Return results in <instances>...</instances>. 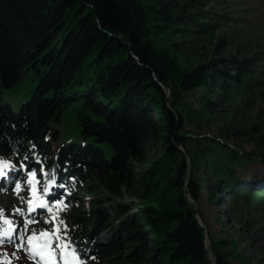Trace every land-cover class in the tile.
Masks as SVG:
<instances>
[{"label":"trees","instance_id":"trees-1","mask_svg":"<svg viewBox=\"0 0 264 264\" xmlns=\"http://www.w3.org/2000/svg\"><path fill=\"white\" fill-rule=\"evenodd\" d=\"M206 1L0 0V158L67 187L59 218L83 264H211L203 200L247 237L264 221L249 168L264 127L199 133L264 103V44L221 55L237 22ZM207 234L215 264H232Z\"/></svg>","mask_w":264,"mask_h":264},{"label":"rangeland","instance_id":"rangeland-1","mask_svg":"<svg viewBox=\"0 0 264 264\" xmlns=\"http://www.w3.org/2000/svg\"><path fill=\"white\" fill-rule=\"evenodd\" d=\"M206 1V0H203ZM204 12L210 11L215 15H222L231 17V21H236L237 25L227 31H221V38L226 41H232L234 51L223 50L221 55H239L240 58L251 56L249 52H239L243 44H254L255 42L264 44V0H208L204 5ZM215 15L213 17H215ZM192 48L191 46L189 47ZM203 48V47H202ZM187 50L188 52H190ZM200 52V51H199ZM201 52L206 53V49ZM188 54V53H187ZM185 57V54H181ZM189 55H191L189 53ZM244 111L238 115L235 121L224 119L219 115H212L209 117L207 124L199 130V133L217 136L218 131L222 128L228 130H235L241 127H249L253 125H260L264 127V103L258 101L244 102ZM243 148L249 150L247 144H243ZM161 151L157 148L154 149L150 155V160H156ZM250 171L258 177H264V164L250 165ZM12 168L7 169L8 178H0V209H3L5 215L13 221L14 224H22V218L17 215H11L15 208H24L20 197L28 198L29 192L27 190L21 191L19 197L15 194L14 185L10 181ZM38 180L37 189L42 192L43 187L48 183L42 179ZM24 182L21 184L25 189L29 186ZM57 186L54 184L49 191L48 195H55L54 190ZM59 189L62 190L61 187ZM204 194V191H203ZM81 202L85 203L87 195L81 196ZM84 207V204H83ZM204 219V226L206 232L212 236L214 241H221L225 245V250L230 254L229 261L232 264H264V221H253L250 226L249 237L246 236L244 231L240 230L235 224L232 223L230 216H227L226 207L212 206L203 200L198 206ZM46 216L48 214L42 210L38 215H34L36 222L29 226V233L33 229L36 231H44L43 226L46 224ZM208 236V234H207ZM102 238H105L103 235ZM209 239V237H208ZM222 240H225L223 243ZM210 248V241H209ZM7 253L6 259L11 264H34L29 259L28 255L23 250H17L14 244L0 246V251ZM14 254V255H13ZM209 258V255H208ZM210 260V259H209ZM215 264V262H214Z\"/></svg>","mask_w":264,"mask_h":264},{"label":"snow or ice","instance_id":"snow-or-ice-1","mask_svg":"<svg viewBox=\"0 0 264 264\" xmlns=\"http://www.w3.org/2000/svg\"><path fill=\"white\" fill-rule=\"evenodd\" d=\"M10 168H14V166L0 158V178L6 177V170ZM48 175V173H44L45 177ZM27 176L28 179L25 182L29 186L27 189L19 183L14 185V191L18 197L21 191L29 192L27 199L20 197L25 207L15 208L10 213L20 216L22 224H14L5 215L4 210L0 209V246L5 242L13 243L16 249L23 250L34 264H83L72 241L68 238L67 225L59 218V212L64 210L67 205L63 200L50 204L45 199L50 188L55 184V173L53 172L42 192L37 189L39 181L36 178L35 170L27 172ZM37 209H43L49 215L50 218L45 222L52 224L53 227L39 232L33 229L29 233V226L36 222L32 213ZM6 257L7 253H0V264H11Z\"/></svg>","mask_w":264,"mask_h":264},{"label":"water","instance_id":"water-1","mask_svg":"<svg viewBox=\"0 0 264 264\" xmlns=\"http://www.w3.org/2000/svg\"><path fill=\"white\" fill-rule=\"evenodd\" d=\"M188 201L192 203V201L190 199H188ZM196 218H197L199 224L205 229L204 230V234H205V248H206V250L208 252V255H209V259L211 261V264H214L215 258H214L213 252L209 248V239H208V236H207L206 228H205L203 222L200 220V218H199L198 215L196 216Z\"/></svg>","mask_w":264,"mask_h":264}]
</instances>
